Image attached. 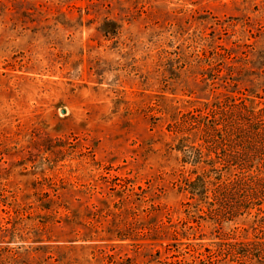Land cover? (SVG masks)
Instances as JSON below:
<instances>
[{
    "label": "rangeland",
    "instance_id": "obj_1",
    "mask_svg": "<svg viewBox=\"0 0 264 264\" xmlns=\"http://www.w3.org/2000/svg\"><path fill=\"white\" fill-rule=\"evenodd\" d=\"M223 101L264 106V0H0V264H264L184 157Z\"/></svg>",
    "mask_w": 264,
    "mask_h": 264
},
{
    "label": "trees",
    "instance_id": "obj_2",
    "mask_svg": "<svg viewBox=\"0 0 264 264\" xmlns=\"http://www.w3.org/2000/svg\"><path fill=\"white\" fill-rule=\"evenodd\" d=\"M188 114L197 116L191 129H196L202 143L198 148L187 145L185 159L218 162L220 168H214L218 171L237 169L232 179L221 181L212 190L218 211L234 216L257 205V213L264 212V106L255 109L243 101H223L214 103L204 114ZM201 148L213 157L205 160ZM255 247L259 248L237 249L235 255L264 259V243Z\"/></svg>",
    "mask_w": 264,
    "mask_h": 264
}]
</instances>
